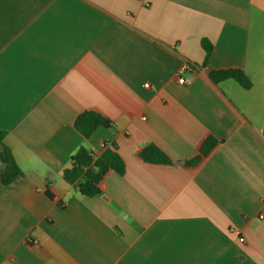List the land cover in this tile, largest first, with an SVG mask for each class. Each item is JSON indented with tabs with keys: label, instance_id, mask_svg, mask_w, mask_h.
Returning a JSON list of instances; mask_svg holds the SVG:
<instances>
[{
	"label": "crops",
	"instance_id": "crops-1",
	"mask_svg": "<svg viewBox=\"0 0 264 264\" xmlns=\"http://www.w3.org/2000/svg\"><path fill=\"white\" fill-rule=\"evenodd\" d=\"M87 109L112 126L85 137ZM0 129L24 172L0 181V264H264V0H0ZM104 143L126 171L82 195L63 172Z\"/></svg>",
	"mask_w": 264,
	"mask_h": 264
},
{
	"label": "trees",
	"instance_id": "trees-1",
	"mask_svg": "<svg viewBox=\"0 0 264 264\" xmlns=\"http://www.w3.org/2000/svg\"><path fill=\"white\" fill-rule=\"evenodd\" d=\"M202 45L206 51L205 62L207 64L212 51V42L204 38ZM208 76L216 83L235 79L243 87L250 88L252 82L242 68L225 67L211 69ZM75 127L87 138L91 137L98 128L111 127L112 121L101 113L87 109L82 111L74 121ZM7 131L0 129V155L2 159L3 171L0 181L5 186L13 185L20 179L24 172L19 166L12 149L4 142ZM222 140L214 134H207L198 143V153L184 161L187 168L200 166L221 144ZM104 150L101 154L90 152L82 147L72 156V165L63 172V178L70 184L75 185L82 195L95 196L103 193L107 187L108 175L115 171L124 174L126 163L119 154L116 145L110 146L104 143ZM141 159L151 164H173L174 160L157 144L151 143L140 152Z\"/></svg>",
	"mask_w": 264,
	"mask_h": 264
},
{
	"label": "built area",
	"instance_id": "built-area-1",
	"mask_svg": "<svg viewBox=\"0 0 264 264\" xmlns=\"http://www.w3.org/2000/svg\"><path fill=\"white\" fill-rule=\"evenodd\" d=\"M195 68V65L194 64H192V63H186L180 70H179V74H180V76L181 75H183V73L185 72V71H187V70H193ZM179 82L180 83H185V78H183V76L182 77H180L179 78ZM147 86H148V84H147Z\"/></svg>",
	"mask_w": 264,
	"mask_h": 264
}]
</instances>
